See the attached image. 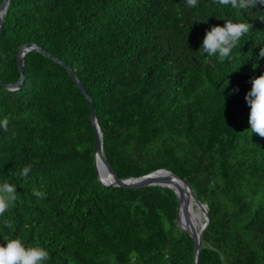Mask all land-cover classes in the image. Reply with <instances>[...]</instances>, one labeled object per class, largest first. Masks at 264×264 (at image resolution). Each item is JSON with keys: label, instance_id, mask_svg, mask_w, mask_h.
Returning a JSON list of instances; mask_svg holds the SVG:
<instances>
[{"label": "trees", "instance_id": "16d2710c", "mask_svg": "<svg viewBox=\"0 0 264 264\" xmlns=\"http://www.w3.org/2000/svg\"><path fill=\"white\" fill-rule=\"evenodd\" d=\"M261 16L264 5L236 10L213 0H9L0 32V120L9 121L8 132L0 129V183L14 184L17 200L0 217V243L8 235L39 244L47 264L194 262L171 187L98 177L90 100L69 67L91 97L110 180L154 170L185 180L207 206L200 264H264V138L249 130L245 100L264 72ZM224 19L253 27L220 62L200 48ZM23 44L60 61L32 49L23 82L6 88L22 76ZM27 165L25 182L17 173Z\"/></svg>", "mask_w": 264, "mask_h": 264}, {"label": "clouds", "instance_id": "9594fccd", "mask_svg": "<svg viewBox=\"0 0 264 264\" xmlns=\"http://www.w3.org/2000/svg\"><path fill=\"white\" fill-rule=\"evenodd\" d=\"M197 2L198 0H187V4L191 7H195ZM213 2L225 6L230 5L236 10H247L257 5H264V0H213ZM257 19L264 21V16ZM252 27L253 25L248 22H234L227 19L223 26L214 25L206 31L200 49L202 53H206L210 57L218 55L219 61L224 62L226 59L231 58L232 49L239 45L241 39L250 32ZM259 56L264 58V48L260 49ZM255 67H257L256 64L253 65V68ZM245 100L250 107L249 130L251 133L264 138V72L251 78V89L246 93ZM0 129H3L4 132L9 131L7 117L0 120ZM13 136H15V133H13ZM30 172L31 165H27L17 175L27 182ZM32 193L39 199L46 197V193L36 188L32 189ZM16 200V186L7 180L0 183V217L4 215L10 205L14 206ZM6 223L9 227L11 226V222ZM167 258L166 254L165 259ZM49 259L50 253L44 247L39 244L26 247L18 237L5 235L3 242L0 243V264H47Z\"/></svg>", "mask_w": 264, "mask_h": 264}, {"label": "water", "instance_id": "95a60500", "mask_svg": "<svg viewBox=\"0 0 264 264\" xmlns=\"http://www.w3.org/2000/svg\"><path fill=\"white\" fill-rule=\"evenodd\" d=\"M9 0H3L0 5V32L3 25V13L6 10L7 4ZM37 49L41 51L43 54L54 58L57 61H60L58 58L48 54L45 50L39 47L36 44L28 45L23 44L19 47L17 57L18 64L20 70L22 72L21 78L11 84L3 83L4 87L9 89L17 88L21 85L24 79V55L32 50ZM69 72L71 73L74 80L77 82L79 88L86 95V97L90 100L91 106V119L94 126L95 131V142H94V155H95V163L97 168L98 177L103 181L104 184L114 185V186H122L126 188H139L145 185H162L171 187L178 196L179 206H178V214L177 221L179 226L189 232L194 240V262L193 264H200V254L202 249L203 242V233L206 229L208 223V213L207 206L198 200L194 194L192 193L191 187L188 182L185 180L178 178L177 176L171 174L165 170H154L150 173L130 177L127 179L112 181L109 177V164L103 149V133L101 130V126L98 122V118L96 116V112L93 109V104L90 95L87 93L86 89L77 78L72 69L67 67ZM202 210L198 213L196 210ZM196 212V217H194V213ZM202 216H204V220H202ZM195 218V219H194Z\"/></svg>", "mask_w": 264, "mask_h": 264}, {"label": "bare ground", "instance_id": "6f19581e", "mask_svg": "<svg viewBox=\"0 0 264 264\" xmlns=\"http://www.w3.org/2000/svg\"><path fill=\"white\" fill-rule=\"evenodd\" d=\"M198 213H200L202 210H200V209H197L196 210ZM194 217H196V212L194 213ZM195 219V218H194Z\"/></svg>", "mask_w": 264, "mask_h": 264}, {"label": "rangeland", "instance_id": "374dc122", "mask_svg": "<svg viewBox=\"0 0 264 264\" xmlns=\"http://www.w3.org/2000/svg\"><path fill=\"white\" fill-rule=\"evenodd\" d=\"M202 220H204V216H202Z\"/></svg>", "mask_w": 264, "mask_h": 264}]
</instances>
